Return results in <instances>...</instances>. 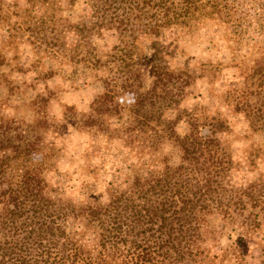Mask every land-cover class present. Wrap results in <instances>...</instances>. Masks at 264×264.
Returning a JSON list of instances; mask_svg holds the SVG:
<instances>
[{
  "label": "trees",
  "instance_id": "obj_1",
  "mask_svg": "<svg viewBox=\"0 0 264 264\" xmlns=\"http://www.w3.org/2000/svg\"><path fill=\"white\" fill-rule=\"evenodd\" d=\"M76 1L25 0L19 11L36 21L27 43L37 53L58 59L59 65L77 63L76 49L86 48L83 57L95 55L90 38L102 32H115L136 44L128 48L125 41L102 55L116 66L121 53L126 59L121 60L119 76L105 70L106 92L93 101L92 114L84 124H98L105 107L118 113L115 99L122 92L135 94L137 117L148 113L146 107L173 106L175 97H184L193 76L186 69L167 68L156 56L149 59V88L140 93L144 71L134 67L138 54L132 57L130 52L141 40L153 41L165 31L188 35L217 13L219 1L83 0L86 17L77 24L68 23L66 33H74L78 40L65 56L66 42L50 45L45 30L62 24L63 19L56 16L61 3L69 6ZM234 90L241 97L232 112L243 114L251 130L264 134V63L252 66L243 75L241 87ZM165 98L167 104L158 101ZM179 120L180 116L169 120L166 127L168 139L179 150L178 164L170 165V158L164 157L146 171L134 169L126 186L110 184L106 202L89 197L76 203L52 188L37 167L22 171L17 185L10 186L4 171L7 160L0 157V264H218V256H210L205 248L208 239L217 236L208 226L213 216L237 229L238 240L230 254L234 264H245L243 242L264 225V169L246 186L233 184L230 146L221 137L228 131L225 120L216 115L199 124L190 117L183 135L175 130ZM33 124L49 122L43 115ZM1 136L0 151L6 149ZM255 153L264 157L260 148Z\"/></svg>",
  "mask_w": 264,
  "mask_h": 264
},
{
  "label": "rangeland",
  "instance_id": "obj_2",
  "mask_svg": "<svg viewBox=\"0 0 264 264\" xmlns=\"http://www.w3.org/2000/svg\"><path fill=\"white\" fill-rule=\"evenodd\" d=\"M214 1H219L217 13L188 35L165 31L153 41L143 38L130 52L132 57L138 54L134 67L144 71L140 93L149 88V59L156 56L167 68L186 69L193 76L184 97H175L173 106L164 108L157 103L156 108L146 107L148 113L137 117L133 113L135 94L122 92L115 99L118 113L105 107L98 124L92 125L84 120L92 114L93 101L106 92L105 70L119 76L121 60L126 59L121 53L116 66L102 55L125 41L128 48L135 43L115 32H102L90 38L95 57H83L86 48H80L75 50L79 52L77 63L59 65L58 59L37 53L27 43L36 21L19 11L25 0H0V122L4 123L0 135L6 148L0 157L7 160L4 171L10 186L17 185L22 171L37 167L52 188L76 203L89 197L106 202L110 184L126 186L134 169L146 171L164 157L170 158V165L178 164L179 150L167 135L169 120L180 116L175 130L183 135L190 117L202 124L216 115L228 125L221 137L230 146L233 184L246 186L254 181L264 169V157H255L257 148L264 150V134L251 130L244 115L233 113L232 108L241 97L234 88L241 87L243 75L255 64L264 63V0ZM61 6L56 16L63 22L47 26L46 41L52 46L66 42L63 52L69 56L75 49L70 45L78 38L66 33L68 23L74 25L86 17L87 6L83 0ZM158 101L169 102L166 98ZM43 115L49 124H33ZM208 226L217 232L204 246L209 255L218 256V264H234L230 247L238 240L237 229L224 226L218 216L211 217ZM243 243L244 263L264 264V225Z\"/></svg>",
  "mask_w": 264,
  "mask_h": 264
}]
</instances>
